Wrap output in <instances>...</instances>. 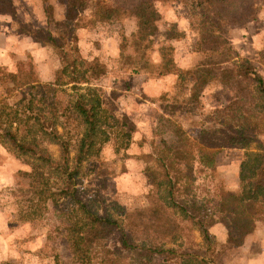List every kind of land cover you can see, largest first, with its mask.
Returning <instances> with one entry per match:
<instances>
[{"label":"trees","instance_id":"1","mask_svg":"<svg viewBox=\"0 0 264 264\" xmlns=\"http://www.w3.org/2000/svg\"><path fill=\"white\" fill-rule=\"evenodd\" d=\"M51 1L63 8L62 22L53 16ZM174 1L186 10L189 28L196 33L190 62L180 61L178 67L172 61L173 43L182 32L173 22L163 21L164 8L171 9ZM11 2L0 0V13L13 17ZM41 4L45 28L22 32L54 51L61 68L53 81H40L30 62L12 70L0 65V146L29 168L23 175L25 188L17 189L24 199L16 217L22 222L35 220L38 204L49 200L73 238L72 252H83L78 243L84 232L101 228L116 244L112 264H220L223 248L240 246L255 223L264 222V79L247 59L238 58L227 37L230 27L255 20L254 2L41 0ZM126 16L133 20L131 45L137 63L160 40L153 69L158 76L175 78L172 91L162 96L172 103L167 116L159 118L164 135L157 134V140L135 139V127L125 115L116 114V109L106 114L103 92L92 83L98 77L86 75L87 62L80 56L78 22L86 30L101 20L117 22ZM209 90L223 94L225 104L211 105L198 123L199 136L192 140L170 116L177 109L203 115L200 99ZM46 143L57 147V160L44 148ZM105 146L113 155L121 151L143 159L141 175L149 186L145 205L128 210L114 202L106 208L101 193L110 176L108 161L101 156ZM223 149L242 151L238 192L221 191L214 202L195 201L194 175L211 172ZM192 231L198 233L199 243L193 241ZM215 239L221 249H215Z\"/></svg>","mask_w":264,"mask_h":264},{"label":"rangeland","instance_id":"2","mask_svg":"<svg viewBox=\"0 0 264 264\" xmlns=\"http://www.w3.org/2000/svg\"><path fill=\"white\" fill-rule=\"evenodd\" d=\"M105 1L109 4L123 3V0ZM252 2L257 7L255 20L230 27L227 37L238 58L247 59L256 73L264 79V0ZM49 3L53 7L55 19L62 22L63 8L57 2ZM11 4L15 9L13 17L2 13L0 16L9 19L13 31L20 34V40L19 45L14 43L10 46L11 50L6 57L9 59H4L5 67L12 70L16 64L26 66L30 62L37 75L40 72L52 82L55 71L61 68L54 51L46 48L33 53L25 52L26 43L22 40L26 36L22 31L45 28L41 0H12ZM163 13V21L166 18L164 23L173 22L175 28L182 32L173 43V64L178 67V62L181 61L185 65L190 62L191 54L195 52L193 42L196 33L189 28L186 10L178 2L174 1L171 9L164 8ZM164 23L161 22L160 29L164 30ZM133 30V20L128 16L117 22L101 20L93 28L86 30L80 22L75 26V33L80 39V56L87 62L84 64L86 75L90 78L94 75L98 77L92 83L100 87L105 97L103 110L107 115L113 109H116V114L125 115L135 127V139L157 140V134L164 135V123L159 118L167 116L172 103L171 99H162V96L167 91H172L175 78L174 75L173 78L158 76L153 69L158 61L155 50L161 45L160 40L154 41L146 58L137 63L138 58L131 45ZM64 80L65 76L61 77L58 84ZM63 88L67 90L66 93H70L68 86ZM1 91L0 88V94ZM224 97L223 94L209 90L200 99L205 110L203 115H197L199 112H196L191 116L177 109L170 118L184 129L190 139L196 140L199 136V121L211 109V105H224ZM9 104L11 105L10 101ZM43 146L53 160L58 159L56 146L47 143ZM136 155L124 156L121 151L113 155L108 146L104 147L101 156L108 161L110 176L106 178L105 188L101 193L107 209L114 202L128 210L147 203L149 186L141 175L144 161L139 154ZM241 155V150L223 149L215 156L211 172L196 173L192 191L196 196L195 201L200 202L202 199L214 202L220 198L221 191L232 194L238 192ZM28 171L24 160L15 158L0 146V264H112L113 248L116 244L101 228L84 232L82 241L78 243L84 249L83 252H72L70 239L73 238L64 229L49 200L38 204L35 220L22 222L16 217V211L21 205L20 199H24L17 189L25 188L27 180L23 175ZM63 213H66L65 208L61 213L64 216ZM255 227L258 228L257 236H264V222H256ZM191 235L195 243L200 242L196 231H192ZM244 240L245 237L240 246L230 245L223 248L219 256L220 264H236L237 257L244 260L247 254L240 251ZM216 241L215 239V249H221ZM255 249V244L247 248L250 252H255Z\"/></svg>","mask_w":264,"mask_h":264},{"label":"crops","instance_id":"3","mask_svg":"<svg viewBox=\"0 0 264 264\" xmlns=\"http://www.w3.org/2000/svg\"><path fill=\"white\" fill-rule=\"evenodd\" d=\"M3 33H6L5 35H1ZM17 32L13 31L11 27V23L9 19L6 16H0V38L2 40V45L0 46V65L6 66V63L4 59L8 55V51L11 50L10 46L14 43H17L19 45L20 40V34H16ZM25 45V52H37V50H44L47 47H42L39 44L31 41L27 36H23ZM26 39V40H25ZM28 44V46H27ZM180 66V63L179 65ZM39 80L42 82L49 81V77H43L41 73L37 75ZM264 140V135H263ZM258 228L255 227L254 230L245 237L244 243L242 245V248L240 251L245 252L247 254L246 258L244 260L239 259L237 257L235 263L236 264H264V236H257L258 235ZM252 244H255L257 249H255V252H250L247 250L249 249Z\"/></svg>","mask_w":264,"mask_h":264}]
</instances>
